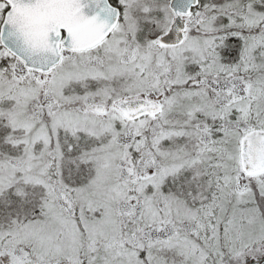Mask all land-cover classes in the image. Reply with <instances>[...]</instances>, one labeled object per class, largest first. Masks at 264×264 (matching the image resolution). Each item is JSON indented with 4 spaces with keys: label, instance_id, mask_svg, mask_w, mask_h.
I'll list each match as a JSON object with an SVG mask.
<instances>
[{
    "label": "snow or ice",
    "instance_id": "snow-or-ice-1",
    "mask_svg": "<svg viewBox=\"0 0 264 264\" xmlns=\"http://www.w3.org/2000/svg\"><path fill=\"white\" fill-rule=\"evenodd\" d=\"M0 264H264V0H0Z\"/></svg>",
    "mask_w": 264,
    "mask_h": 264
}]
</instances>
